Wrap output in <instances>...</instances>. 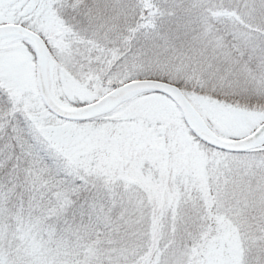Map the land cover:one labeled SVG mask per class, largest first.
I'll use <instances>...</instances> for the list:
<instances>
[{
    "label": "snow or ice",
    "instance_id": "6c2138e0",
    "mask_svg": "<svg viewBox=\"0 0 264 264\" xmlns=\"http://www.w3.org/2000/svg\"><path fill=\"white\" fill-rule=\"evenodd\" d=\"M0 264H264V0H0Z\"/></svg>",
    "mask_w": 264,
    "mask_h": 264
}]
</instances>
